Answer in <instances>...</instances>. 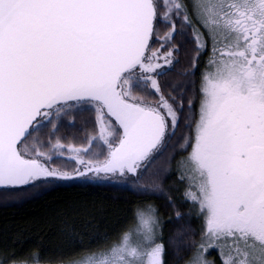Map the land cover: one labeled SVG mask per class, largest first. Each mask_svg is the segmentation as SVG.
I'll list each match as a JSON object with an SVG mask.
<instances>
[{"label":"snow or ice","instance_id":"snow-or-ice-1","mask_svg":"<svg viewBox=\"0 0 264 264\" xmlns=\"http://www.w3.org/2000/svg\"><path fill=\"white\" fill-rule=\"evenodd\" d=\"M95 187L119 228L0 264H264V0H0V200Z\"/></svg>","mask_w":264,"mask_h":264},{"label":"trees","instance_id":"trees-1","mask_svg":"<svg viewBox=\"0 0 264 264\" xmlns=\"http://www.w3.org/2000/svg\"><path fill=\"white\" fill-rule=\"evenodd\" d=\"M165 183L169 184V179L166 178ZM132 199V193L115 187H95L88 190L61 188L7 203L0 200V259L13 253L32 251L38 244L43 245L44 252L53 261L71 256L79 249L66 246L57 216L59 208L74 202L87 211V215L75 216L73 224L82 233L84 242L89 243V235L111 234L120 227L125 205ZM156 202L164 215L165 233L172 232L176 225L169 222L170 210L165 207V200L156 198Z\"/></svg>","mask_w":264,"mask_h":264},{"label":"flooded vegetation","instance_id":"flooded-vegetation-1","mask_svg":"<svg viewBox=\"0 0 264 264\" xmlns=\"http://www.w3.org/2000/svg\"><path fill=\"white\" fill-rule=\"evenodd\" d=\"M182 66H183V56H181V65L178 67H182ZM174 78H176V77H174Z\"/></svg>","mask_w":264,"mask_h":264},{"label":"rangeland","instance_id":"rangeland-1","mask_svg":"<svg viewBox=\"0 0 264 264\" xmlns=\"http://www.w3.org/2000/svg\"><path fill=\"white\" fill-rule=\"evenodd\" d=\"M210 258H212V257H210Z\"/></svg>","mask_w":264,"mask_h":264}]
</instances>
